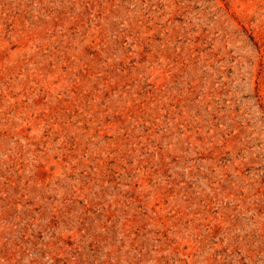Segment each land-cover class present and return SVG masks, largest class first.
Here are the masks:
<instances>
[{
  "label": "rangeland",
  "instance_id": "374dc122",
  "mask_svg": "<svg viewBox=\"0 0 264 264\" xmlns=\"http://www.w3.org/2000/svg\"><path fill=\"white\" fill-rule=\"evenodd\" d=\"M0 264H264V0H0Z\"/></svg>",
  "mask_w": 264,
  "mask_h": 264
}]
</instances>
